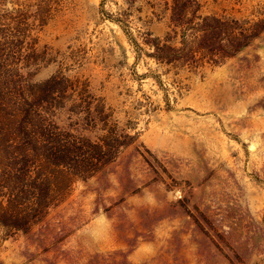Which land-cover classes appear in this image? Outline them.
Returning <instances> with one entry per match:
<instances>
[{
    "label": "rangeland",
    "instance_id": "obj_1",
    "mask_svg": "<svg viewBox=\"0 0 264 264\" xmlns=\"http://www.w3.org/2000/svg\"><path fill=\"white\" fill-rule=\"evenodd\" d=\"M0 264H264V0H0Z\"/></svg>",
    "mask_w": 264,
    "mask_h": 264
}]
</instances>
